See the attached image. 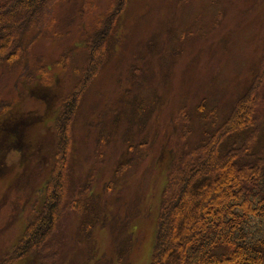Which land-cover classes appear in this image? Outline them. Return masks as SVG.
Listing matches in <instances>:
<instances>
[{
  "label": "rangeland",
  "instance_id": "1",
  "mask_svg": "<svg viewBox=\"0 0 264 264\" xmlns=\"http://www.w3.org/2000/svg\"><path fill=\"white\" fill-rule=\"evenodd\" d=\"M50 3L46 12L41 1L38 14L24 12L18 28L23 55L0 65V259L44 210L66 114L73 122L63 172L68 190L88 184L94 208L105 206L113 217L105 229L94 230L98 256L115 263L110 224L120 241L131 236L129 264H149L172 160L202 137L198 106L218 124L251 86L264 97V0ZM111 6L117 39L110 43L107 37L105 58L95 63L83 38ZM0 12V31L14 30L10 18L18 12ZM19 46L14 52L21 55ZM257 111L259 135L251 145L259 151L264 101ZM210 172L213 177L221 170ZM200 191L192 192L189 204L178 202L180 234L202 199ZM67 210L55 231L72 251L64 264H74L79 215ZM10 264L34 263L18 258Z\"/></svg>",
  "mask_w": 264,
  "mask_h": 264
},
{
  "label": "trees",
  "instance_id": "2",
  "mask_svg": "<svg viewBox=\"0 0 264 264\" xmlns=\"http://www.w3.org/2000/svg\"><path fill=\"white\" fill-rule=\"evenodd\" d=\"M12 1L13 4H6L5 1L0 4L2 9L18 12L17 16L10 18L16 28L4 33L0 31V65L18 61L23 55L18 45V28L23 27L24 12L38 14L41 10L39 1L44 5V12L52 7V0ZM2 21L3 14L0 12V27ZM115 22L111 6L110 10L98 16L93 28L83 38L84 45L91 49L90 57L95 63L105 58L107 37L110 43L111 38L117 39ZM18 46L21 55L15 53L17 50L14 52ZM95 63H89L90 69ZM261 94L258 88L251 86L218 124L210 120L214 118L212 112L204 114V105L198 106L197 110L202 113L198 116L203 121L202 137L193 146L186 145L185 151L172 160L162 191L149 264H241L243 260L248 264H264V155H260L264 147L258 151L251 145L259 135L256 112L264 101ZM66 109L69 110L67 114L72 112L73 103ZM63 117L67 120L58 126L61 135L58 166L53 179H50L49 192L44 195V210L27 222L22 239L6 257L0 259V264H10L18 258H29L34 264H64L66 254L72 251L55 228L66 209H69L66 212L75 211L79 215L74 238V264H129L131 236H125L120 241L119 232L115 233L116 229L109 224L115 263L112 259L109 263L106 255L98 256L94 230L99 226L106 228L107 219L112 216H108L105 206L98 210L94 208L88 184L81 183L68 190L63 172L66 151L71 149L73 122L68 121V115ZM217 168L221 173L211 177L210 171ZM202 185L207 188L202 190ZM68 191L72 193L68 195ZM199 191L202 199L198 200L186 228L180 234L175 230L182 209L178 202L183 199L189 204L194 199L192 192ZM78 256L81 261H78Z\"/></svg>",
  "mask_w": 264,
  "mask_h": 264
}]
</instances>
